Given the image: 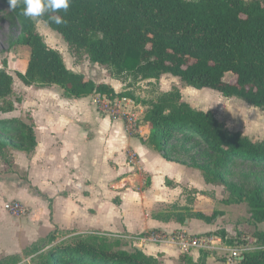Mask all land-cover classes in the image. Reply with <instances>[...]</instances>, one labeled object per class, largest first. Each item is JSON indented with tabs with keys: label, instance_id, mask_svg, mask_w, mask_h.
<instances>
[{
	"label": "trees",
	"instance_id": "16d2710c",
	"mask_svg": "<svg viewBox=\"0 0 264 264\" xmlns=\"http://www.w3.org/2000/svg\"><path fill=\"white\" fill-rule=\"evenodd\" d=\"M3 1L9 5L8 0ZM21 13L22 6L13 11L21 24L13 44L30 48L25 71L17 72L23 84L57 85L75 98L95 93L134 97L68 68L62 53L37 31L35 20ZM57 14L65 23L52 22L49 14L37 19L58 32L75 55L85 54L91 63L107 67L113 78L159 79L170 74L188 86L210 88L264 110V0H71L68 12ZM227 72L235 74L233 81L224 80ZM14 83L6 67L0 68V113L13 112L16 103L22 102L21 97L12 99ZM144 104L147 109L142 122L150 128L151 147L167 160L199 169L207 183L224 185L228 201L246 203L252 220L264 221V189H245L220 171L235 161L264 169V138L254 140L232 130L212 111L193 107L183 100L179 87ZM27 118L0 119V155L9 147L27 155L35 151L34 119L29 113ZM178 137L206 148L213 158L211 167L173 158L169 147ZM50 209L52 215V205ZM218 214L196 211L186 216L179 210L174 218L163 217L180 223L196 217L211 223ZM214 233L234 246L225 230ZM256 235L264 245V232ZM56 239L49 233L24 253L32 256L35 264H164L137 246L132 251L115 248L99 233L53 243ZM209 255L203 251L198 261L188 256H183V261L206 264ZM21 260L19 253L0 255V264H20ZM236 264H264V247L244 252Z\"/></svg>",
	"mask_w": 264,
	"mask_h": 264
},
{
	"label": "rangeland",
	"instance_id": "374dc122",
	"mask_svg": "<svg viewBox=\"0 0 264 264\" xmlns=\"http://www.w3.org/2000/svg\"><path fill=\"white\" fill-rule=\"evenodd\" d=\"M35 22L37 31L42 34L48 45L58 49L69 65H71L72 60L79 65H85L83 66V70L86 72V77L96 82H105V79H108L109 76L112 77L107 67L101 65H95V67H93L90 63L86 64L89 59L85 54L75 55L62 36L50 28L46 22L38 19H35ZM20 32L21 24L19 19L14 16L13 11L10 10V6L3 0H0V68L6 67L14 76L15 92L12 99L15 100L17 97H21L23 101L26 93H30V95H34V93L31 89L26 90L23 82L17 76L18 71H25L30 56V48L28 46L13 44L20 35ZM234 78L235 74L227 72L224 80L233 81ZM118 80L119 83L122 84L120 87L122 88L121 91L132 93L134 95L132 98L138 103H141L144 112L147 109V105H145L144 102L154 101L160 94L169 92L174 87H179L183 100L190 103L193 107L205 111H212L219 120L225 122L232 130L240 131L254 140L264 138V110L248 104L239 98L225 97L218 91L210 88L197 89L193 86H188L178 77L170 74H164L159 79H135L133 77H125ZM90 98L91 106L95 109L92 97ZM22 103L23 102L17 103L16 112L13 113L14 115H11V113H0V119L19 118L27 121V114L29 112ZM95 110L99 112L98 114L100 116L107 115L104 112L97 111V109ZM16 115L19 117H15ZM111 118L113 120H122V118H114L112 116ZM83 124L88 125L85 129L90 133V139H94L96 142L97 148L95 152L97 155L95 159L89 158L90 152L87 149L77 152V182H80L78 173L85 172L84 169H80L82 165L85 169L87 165L90 166L87 168L89 172H96L99 174L100 178H106V176L115 174L119 171L121 157L117 159L115 156H122L124 153L123 155H128L129 160H131L130 149H124L122 153L120 149L122 140L116 137L113 138L112 134L107 132L108 128L107 130L103 128L104 131L98 133L96 131L100 128L94 129L95 125H99L96 120L92 123L84 121ZM144 124L146 123L143 122L142 127ZM129 133H131V136L139 135L137 130H131ZM19 152L24 151L9 147L4 149L3 155H0V255L6 253H19L22 256L20 264H35L31 260L32 256L26 255L24 252L27 248L31 247L33 243H41L42 239L49 233H54L57 238L53 243H58L64 239L68 241V239L72 237H87L90 234L99 233L111 242L115 248L132 251L135 246L139 244L118 236L124 235V233L117 234L87 227L89 221H87V226L84 227L83 223L86 224V219L91 215L92 210L89 209L88 214H86V207L82 202L83 194L80 192V185L78 183L77 197H73V200H69V205L72 206V210L68 212L64 210L65 204H67L65 202L66 198L62 197L64 198L62 199L63 202H61L63 210L59 208L58 213L55 215L53 212L51 217L49 204L53 199L45 198V196L43 199L48 200V208L40 201L38 207L30 206L28 214L24 217H15L5 211L4 202L6 200L16 197L19 199L21 198L20 200L25 203L24 200H27L28 190L32 191L28 181L26 163L20 161V165L17 160ZM159 154L162 155L161 152H159ZM169 154L173 158L185 162L186 164L198 163L205 164L209 167L213 164V158L206 148L195 142L186 141L179 137L171 143ZM134 157L136 158V156ZM220 171L224 173L228 181L241 185L245 189H252L257 186L264 189V169L260 166L235 161L229 163L226 168H221ZM42 174L43 173H41V175ZM38 175L39 174L34 173V177L36 176L35 179H38ZM97 183L98 186H100L101 184L105 185L109 182L108 180H101ZM108 185L112 189L115 188L111 183ZM149 185L150 176L148 173L143 172V176L136 177L133 181H130L129 185L125 188L135 189L140 192L144 191ZM35 193L37 192L35 191ZM215 194H217L218 197H216ZM170 198L172 202H165V199L157 197L156 195L144 196L147 203L150 204L154 202L155 214L169 215L173 218L179 210H182L183 214L186 216L191 215L195 212L192 211L195 206H197L196 210H201L208 215L214 211H218L220 214H218L211 223L202 221L206 223H203V226L208 230L206 232L216 234L214 232L217 230H225L227 237L233 238L234 247L241 248L247 246L250 249L249 251L264 247L256 235L258 231L264 232V221L255 222L252 220L249 207L246 203L228 201L229 192L224 185L215 184V189L200 193L194 188L185 187L180 195L170 196ZM182 204L184 205L182 206ZM56 219L60 220L63 224L62 226H64L63 228L56 223ZM45 243L46 242L43 244ZM153 244L161 245V243ZM164 245L174 247L172 244ZM204 252L213 255L209 264H226L224 262L226 261L225 254L216 250ZM244 252H242V254ZM183 256L188 255L186 254ZM188 258L190 257L188 256Z\"/></svg>",
	"mask_w": 264,
	"mask_h": 264
},
{
	"label": "crops",
	"instance_id": "0c3cea01",
	"mask_svg": "<svg viewBox=\"0 0 264 264\" xmlns=\"http://www.w3.org/2000/svg\"><path fill=\"white\" fill-rule=\"evenodd\" d=\"M87 61L86 64L90 63L93 67L98 65ZM65 63L74 72L86 73L83 70L85 65H79L73 60L71 65L66 61ZM105 83L112 85L118 92L122 90L120 88L122 84L116 78L109 76L108 79H105ZM24 86L26 90L31 89L34 93V95L26 93L22 104L34 119L38 143L31 155L19 152L17 157L20 165V161L26 163L28 181L32 189L27 192V200H24L26 204L20 200L21 198L15 197L10 200H19L27 206L29 212L30 206L38 207L40 201L48 208V200L43 199L45 196V198L53 199L49 204V209L52 205V215L53 212L56 215L59 208L63 210L61 202L64 198L62 197L67 200H65L67 203L65 212L72 210L69 200L77 197L78 183L80 192L83 194L82 202L87 212L85 213L88 214L89 209L92 210L91 215L86 219V224L83 223L84 221L82 222L84 227L89 221L87 227L117 234L141 235L154 229L166 233L186 230L194 235L211 234L206 232L208 230L203 226L205 221L202 222L203 220L196 217H188L183 223L176 220L167 221L163 214L157 217L154 211V202L149 204L144 199V196L156 195L165 199V202H172L170 196L180 195L185 187L194 188L199 193L215 189V184L207 183L199 169L167 160L159 154L158 150L151 147L148 143L150 128L147 123L144 124L139 135L131 136L122 120H113L108 115L100 116L99 112H96V108H92L91 95L81 98L69 97L65 94L64 89L57 85L39 87L24 84ZM14 112L16 109L10 112L11 115ZM94 120L99 124L95 125L94 129L100 128L96 132L99 133L104 131L103 128L106 130L108 128L107 132L112 134L113 138L122 140L120 145L122 153L124 149H130L136 158L129 160L128 155L124 156V153L122 156H115L117 159L121 157L119 171L106 176V178H100L96 172H89L87 168L90 166L87 165L85 169L82 165L83 168L80 167V169H84L85 172L78 173L80 182H77V152L87 149L90 152L89 158L95 159L97 155L95 152L96 142L94 139H90V133L85 129L88 125L83 124L84 121L92 123ZM112 153L114 154L113 151ZM143 172L150 176L149 187L140 192L125 188L130 181L143 176ZM34 173L39 174L38 179H35ZM41 173L43 174L41 175ZM101 180H108L115 188L109 187V183L98 186L97 182ZM215 195L218 197L217 194ZM10 200H6L4 204ZM196 208L197 206L192 211H201ZM4 210L7 211L5 207ZM56 223L61 228L64 227L60 220L56 219ZM137 247H140L145 253L157 257L164 264H185L183 255L186 254L196 262L200 258L201 252L204 251L192 249L190 252L184 253L177 246L153 243L138 244ZM8 254L13 253L5 255ZM212 256L209 255L206 264L210 263ZM224 262L228 264L226 261Z\"/></svg>",
	"mask_w": 264,
	"mask_h": 264
},
{
	"label": "built area",
	"instance_id": "2783aa9c",
	"mask_svg": "<svg viewBox=\"0 0 264 264\" xmlns=\"http://www.w3.org/2000/svg\"><path fill=\"white\" fill-rule=\"evenodd\" d=\"M92 100L97 111L104 112L114 118H122L127 131L142 129V116L144 114L141 103H138L130 96H115L112 94H92ZM135 154L131 152V159ZM5 209L15 217H24L28 214V208L19 200H10L4 204ZM127 238L135 243H161L177 246L182 252L188 253L192 249L204 251L216 250L223 252L228 264H235L241 257L242 252L249 251V247H234L225 243L222 236L217 234H190L186 230L174 231L172 233L161 232L158 230H149L141 235H118Z\"/></svg>",
	"mask_w": 264,
	"mask_h": 264
},
{
	"label": "clouds",
	"instance_id": "9594fccd",
	"mask_svg": "<svg viewBox=\"0 0 264 264\" xmlns=\"http://www.w3.org/2000/svg\"><path fill=\"white\" fill-rule=\"evenodd\" d=\"M10 10L15 11L22 6V15L29 19H37L45 14L56 24H63V16L57 14L60 12L67 13L71 0H8Z\"/></svg>",
	"mask_w": 264,
	"mask_h": 264
},
{
	"label": "water",
	"instance_id": "95a60500",
	"mask_svg": "<svg viewBox=\"0 0 264 264\" xmlns=\"http://www.w3.org/2000/svg\"><path fill=\"white\" fill-rule=\"evenodd\" d=\"M138 248H140V247H138Z\"/></svg>",
	"mask_w": 264,
	"mask_h": 264
}]
</instances>
